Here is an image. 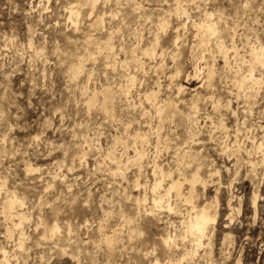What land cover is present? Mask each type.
I'll use <instances>...</instances> for the list:
<instances>
[{"label":"clouds","instance_id":"obj_1","mask_svg":"<svg viewBox=\"0 0 264 264\" xmlns=\"http://www.w3.org/2000/svg\"><path fill=\"white\" fill-rule=\"evenodd\" d=\"M0 264H264V0H0Z\"/></svg>","mask_w":264,"mask_h":264}]
</instances>
